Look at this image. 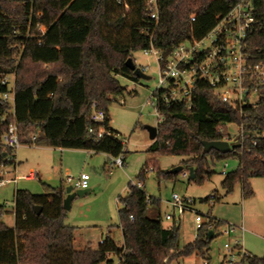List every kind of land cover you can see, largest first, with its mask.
Instances as JSON below:
<instances>
[{
	"label": "trees",
	"instance_id": "obj_1",
	"mask_svg": "<svg viewBox=\"0 0 264 264\" xmlns=\"http://www.w3.org/2000/svg\"><path fill=\"white\" fill-rule=\"evenodd\" d=\"M241 1L157 0L155 22L146 13L145 0H0V79L14 75V121L21 145L82 150L108 158L123 154L121 140L109 127L108 108L124 93L118 76L138 81L125 66L127 59L133 62L131 54L151 44L165 60L180 43L204 38ZM249 1L257 23L244 46L255 63L264 58V0ZM6 91L0 85V97ZM168 93L153 91L150 96L161 121L149 151L183 157L182 165L193 169V179L188 180L196 185L210 176L208 160L236 159L234 171L225 174L221 185L228 195L240 183L243 198L250 197L248 180L264 179V138L259 137L264 134V86L256 105L243 107L242 116L211 99L203 82L197 83L191 107L184 101L166 103ZM93 103L104 112L102 127L110 134L98 140L88 136L89 129L99 127L89 119ZM10 109L0 100V136L11 118L1 120ZM233 124L242 126V148L228 154L203 151L202 141L223 140L226 125ZM14 157L9 149H0V167L12 165ZM145 174L137 176V184ZM178 175L158 176L173 180ZM128 188L129 194L118 198L123 205L117 211L122 246L108 232L96 250L74 249L75 228L63 222L65 189L50 188L51 193L43 195L15 190L12 227L2 222L0 205V264H113L106 253L118 258L117 264H172L192 255L210 260L207 254L219 221L203 224L195 239L182 247L179 226H162L159 202L149 197L147 205L143 188ZM150 206L157 208L155 219L147 216ZM33 207L40 208L39 215ZM248 262L264 264V255Z\"/></svg>",
	"mask_w": 264,
	"mask_h": 264
},
{
	"label": "rangeland",
	"instance_id": "obj_2",
	"mask_svg": "<svg viewBox=\"0 0 264 264\" xmlns=\"http://www.w3.org/2000/svg\"><path fill=\"white\" fill-rule=\"evenodd\" d=\"M42 29L40 27V30ZM209 44L210 40L205 38L202 47L207 48ZM131 57L137 68L145 69V74L149 79L132 82L118 76V83L124 89V93L108 108L109 126L117 132L119 140H124L125 144L123 169H113L109 174L105 166L99 163L103 159L100 154L89 156L81 150V152L62 150L59 153L47 147L21 146L15 151L16 175L26 176L29 172H33L38 175L39 181L19 180L16 184L10 183L0 188V205L4 208L2 222L7 227L13 226L15 190H28L34 195L49 194L51 193L50 188L68 187L64 183L66 175L77 179L79 175L86 174L89 176L87 188L89 192L72 200L70 210L66 212L63 220L65 224L75 228L73 247L75 250H80L87 244L86 241H90L89 246L95 248L98 240L104 238L108 232L111 233L112 240L120 243L122 238L118 228L117 211L123 205L118 198L126 197L129 184L136 185L137 176L146 171L141 187L147 197L159 202L160 222L164 228L173 224V221H165L164 216L174 215V220L179 219L176 226H179V239L182 247L195 239L194 217L197 214L202 221L210 217L220 222L207 254L210 259L208 264H219L223 256V244H232V238L239 236L238 232L231 239L220 235L228 224L235 227L243 226L245 232L241 240L244 250L252 256L262 257L264 255V179L248 180L252 192L248 198H243L240 183L235 184L233 191L227 195L221 185L225 179L222 167L226 164L227 173L234 171L237 164L236 159L213 162L208 160L207 168L210 176L200 185H196L189 182L188 177L183 175L188 172L182 165L183 157L161 156L150 152L153 141L149 139L144 128L146 126L156 127L158 119L150 97L151 93L158 88V65L152 55L146 56L143 51L134 52ZM13 78L8 79L10 87H12ZM120 100L124 101V104ZM226 132L232 136L237 134L236 126L226 125ZM177 167L183 170L175 179L159 178V173L169 172ZM11 170L12 168L8 167L6 172ZM12 177V174H8L5 179ZM173 194L181 200L194 201L193 210L179 215L177 210L169 204ZM211 198H213L212 201ZM203 200H208V202ZM156 211L155 206H150L147 216L155 219ZM204 260L206 259L192 255L172 264H203Z\"/></svg>",
	"mask_w": 264,
	"mask_h": 264
},
{
	"label": "built area",
	"instance_id": "obj_3",
	"mask_svg": "<svg viewBox=\"0 0 264 264\" xmlns=\"http://www.w3.org/2000/svg\"><path fill=\"white\" fill-rule=\"evenodd\" d=\"M145 10L149 14L151 20L158 21L157 13V0H145ZM254 7L249 0L241 1L235 5L230 12L221 18L204 38L200 40H188L175 46L171 54L164 60L160 53L152 48L151 44L149 49H145L143 54L148 56L152 55L158 65V88L154 91L168 90V95L164 98L166 103L184 101L187 107H191L194 91L197 88L198 82H203L207 85L210 98L226 104L231 110H235L242 116V108L245 106H255L258 100V95L264 86V58L258 62H251L250 56L247 55L244 41L249 33L255 28L257 23ZM191 22H194V17H191ZM43 30V29H42ZM40 30V31H42ZM205 38L210 40L207 48L202 47V42ZM141 69V68H140ZM145 73V69H141ZM14 75H6L0 79V85L6 86L7 91L4 93L0 100L4 104L10 105V110L1 121L7 122L10 117L6 130L0 136V149L12 151L15 156V151L22 145L20 143L19 133L16 121H14L13 110V91H14ZM13 78L12 87L8 85V79ZM256 100H255V98ZM155 115L158 118L156 127L161 121V117L157 112L156 102L151 98ZM122 104L124 101L120 100ZM104 112L97 109V104L93 103L89 119L93 124L99 127L96 130L92 128L88 130V136L94 140H98L103 136H110L109 132L105 131L102 127L104 123ZM236 126L235 135H228L221 141H226L230 146L242 148L244 143V135L242 133V126ZM221 133V129H218ZM264 138V134L259 136ZM32 141L36 138L30 137ZM239 138V139H238ZM256 141L252 142L254 146ZM122 152L117 157L108 158L105 165L109 174L113 169H123L124 167V140L121 141ZM234 152V150L232 151ZM8 160V159H7ZM13 164L8 166L12 168L11 171L6 172L8 167H0V188L10 183L16 184L19 180L31 181L38 180V176L29 172L26 176H18L15 173L16 156L12 158ZM223 174L225 175L227 165H223ZM8 174H12V178L5 179ZM188 177V172L183 174ZM89 176L81 174L77 179L66 175L64 183L73 189L88 190ZM142 189L140 184L132 185ZM213 198H211L212 201ZM145 203L148 205L149 197H146ZM174 210H177L179 215H183L185 211H192L194 201L189 199H179L177 195L173 194L169 203ZM212 206V203L209 202ZM131 219V218H130ZM165 221H173V225L179 223V219L174 220V215L164 216ZM213 221L212 218L206 217L205 221L196 214L194 217V224L196 231L201 228L203 224ZM238 232L239 236L233 237ZM245 232L243 226L226 225L220 235L228 239H233L231 243H225L222 246L223 256L219 264H249L248 259L251 254H248L242 244V235ZM196 235V234H195ZM108 234L99 239L98 245L104 244V239ZM195 237V236H194ZM106 258L111 260L115 259L113 264L118 263V258H114L111 254L106 253ZM203 264H208L204 260Z\"/></svg>",
	"mask_w": 264,
	"mask_h": 264
},
{
	"label": "water",
	"instance_id": "obj_4",
	"mask_svg": "<svg viewBox=\"0 0 264 264\" xmlns=\"http://www.w3.org/2000/svg\"><path fill=\"white\" fill-rule=\"evenodd\" d=\"M125 66L128 67L132 71L134 77L137 78L138 80L145 81V80L149 79V77L145 73H143V71L140 68H137L136 66H134V64L130 58H128L127 61L125 62ZM144 130H145V132H147V135L151 141L156 140V138H157L156 127L146 126L144 128ZM201 145H202L203 151L205 153H209L212 150V151H218L221 154H228V153L232 152L233 149L236 147V145L230 146L226 141H216V142L202 141ZM182 170L183 169L181 167H177V168H173L171 171H169V173L176 175V174L181 173ZM188 177L190 179H193V169L192 168H188ZM64 189H65V198L63 199L62 207L64 208V210L66 212L70 210L69 206H70L73 199H75L78 196L85 195L89 192V190H78V191L74 192L70 186H68ZM33 209H34L35 214L39 215L40 208L33 207ZM208 237L210 239H212L211 238L212 232H208Z\"/></svg>",
	"mask_w": 264,
	"mask_h": 264
},
{
	"label": "crops",
	"instance_id": "obj_5",
	"mask_svg": "<svg viewBox=\"0 0 264 264\" xmlns=\"http://www.w3.org/2000/svg\"><path fill=\"white\" fill-rule=\"evenodd\" d=\"M110 127V126H109ZM110 129L112 130V131H114L116 134H117V132L114 130V129H112L111 127H110ZM49 150H52L53 152H59L60 153V151H62V150H64V149H52V148H48ZM82 151V150H81ZM80 150H79V152H81ZM83 152H85L87 155H89V156H91V155H93L91 152H86V151H83ZM100 156L103 158L102 160H101V162H99L100 164L102 163V166H105V164H106V160H108V157L106 156V155H104V154H100ZM92 161H93V159H92ZM38 176V175H37ZM38 181H39V177H38ZM122 189H123V187H122ZM45 194H47V193H45ZM129 194V188H128V192H127V195ZM126 195V196H127ZM165 220V219H164ZM169 221V220H168ZM65 224V223H64ZM68 225V224H67ZM173 225V224H172ZM171 225V226H172ZM171 226H166V228H170ZM120 230V229H119ZM111 234V233H110ZM120 234H121V231H120ZM110 239H111V237H110ZM112 240V239H111ZM122 240V239H121ZM114 241V240H113ZM86 245H84L83 246V248L84 247H86V246H88L91 250H96L97 249V247H98V245H97V247H95V248H93V247H91V246H89L91 243H90V241H86ZM117 243V242H116ZM122 244H123V240L120 242V243H117V245L118 246H122ZM82 249V248H81Z\"/></svg>",
	"mask_w": 264,
	"mask_h": 264
}]
</instances>
